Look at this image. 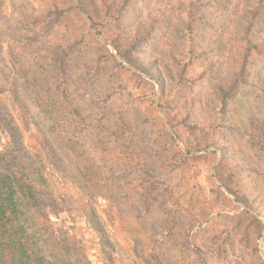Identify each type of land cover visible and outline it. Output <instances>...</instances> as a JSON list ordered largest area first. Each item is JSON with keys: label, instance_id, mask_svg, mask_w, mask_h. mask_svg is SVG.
<instances>
[{"label": "rangeland", "instance_id": "374dc122", "mask_svg": "<svg viewBox=\"0 0 264 264\" xmlns=\"http://www.w3.org/2000/svg\"><path fill=\"white\" fill-rule=\"evenodd\" d=\"M188 3L0 0V102L16 114L17 81L77 150L85 188L51 177L53 220L82 242L74 264H264V57L223 108L238 17L206 0L189 19Z\"/></svg>", "mask_w": 264, "mask_h": 264}, {"label": "trees", "instance_id": "16d2710c", "mask_svg": "<svg viewBox=\"0 0 264 264\" xmlns=\"http://www.w3.org/2000/svg\"><path fill=\"white\" fill-rule=\"evenodd\" d=\"M218 1L223 5V13L238 17L236 36L242 43L235 60L233 80L229 87H220L221 105L225 108L239 94L241 83H247L251 76L249 59L264 57V0ZM205 2L189 0V19ZM77 8L83 13L88 11L82 1ZM87 15L93 35L103 37L94 17ZM188 23L187 32L192 39L195 27L192 20ZM117 51L121 59L132 61L128 51ZM15 67L19 72L22 70ZM20 88L17 81L8 88L16 114L0 102V130L5 139L0 144V264H74L72 255L75 254H71V250L81 255L82 242L76 239L71 246L67 232L53 220L52 215L64 200H57L51 194V177L58 174L62 181L85 188L79 172L68 165L69 153H77V150L73 142L51 136L54 126L41 121L47 119L50 111L41 109L42 119L38 120L34 110L38 104H31ZM261 90L264 93V88ZM107 179L111 180L112 175ZM85 212L87 217H92V212ZM89 221L102 239L105 233L101 223L92 218ZM78 263H82L81 260Z\"/></svg>", "mask_w": 264, "mask_h": 264}]
</instances>
